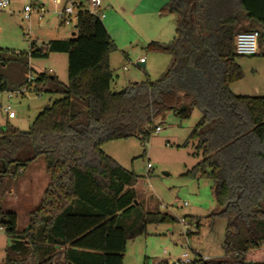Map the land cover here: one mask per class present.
Returning <instances> with one entry per match:
<instances>
[{"label":"trees","instance_id":"16d2710c","mask_svg":"<svg viewBox=\"0 0 264 264\" xmlns=\"http://www.w3.org/2000/svg\"><path fill=\"white\" fill-rule=\"evenodd\" d=\"M160 12L176 17L174 36L150 41L145 50L169 54L168 67L155 80L117 91L109 65L116 45L101 19L85 9L72 38L30 41L28 51L12 55L0 49V92L27 83L29 59L67 55L65 83L46 73L34 74L32 82H50L46 92L59 98L27 131L8 122L0 131V182L11 168L23 173L39 156L48 176L25 229L18 231L16 214L0 206V225L10 240L2 264H123L128 241L148 225L177 223L137 202V176L102 145L129 137L143 143L157 119L186 117L193 108L200 118L183 146L191 143L200 160L186 175L211 181L217 209L207 218L225 221L223 256L175 264H264V96L230 88L243 77L236 34L256 30L264 42V0H167ZM8 63L20 68L17 80L2 72Z\"/></svg>","mask_w":264,"mask_h":264},{"label":"rangeland","instance_id":"374dc122","mask_svg":"<svg viewBox=\"0 0 264 264\" xmlns=\"http://www.w3.org/2000/svg\"><path fill=\"white\" fill-rule=\"evenodd\" d=\"M66 1L81 3L89 9L87 0H9L0 14V49L8 55L26 52L29 42L47 43L53 39H69L74 36V24H60L57 11ZM167 2V0L162 1ZM164 3V4H165ZM30 5L29 18H24V6ZM159 0H102L101 18L116 50L109 55L113 80L111 89L117 91L132 82L157 79L168 67L170 55L149 52L145 46L150 41L166 43L174 36L176 17L173 14H157ZM264 42L257 46V54L239 56L243 77L231 87L236 93L264 96ZM145 62L144 68L138 63ZM33 74L51 69L50 75L58 82L67 80V55L50 53L47 57L29 59ZM5 75L17 80L20 68L7 64L2 69ZM46 85L33 83L23 94L0 92V105L9 104L15 113L6 119L0 111V127L9 125L26 131L34 118L59 95L46 92ZM200 118V111L193 108L186 117L167 113L156 120L160 130L152 132L145 142L136 137L106 142L102 150L115 159L123 168L132 171L137 180L133 185L137 202L149 211L158 209L178 219L174 224H151L146 232L128 241L123 255V264H175L186 252L190 259L200 254L203 258L223 256L225 221L222 218H207L217 209L211 181L207 178H192L186 175L199 160L189 143L183 146L192 127ZM149 165V166H148ZM12 168L0 182V206L2 212L16 214V229H25L29 212L39 205L48 176L42 156L29 163L23 173L13 174ZM183 219V223L180 222ZM197 219L200 220L196 228ZM189 232H193L188 234ZM10 240L1 225L0 264L4 249Z\"/></svg>","mask_w":264,"mask_h":264},{"label":"built area","instance_id":"2783aa9c","mask_svg":"<svg viewBox=\"0 0 264 264\" xmlns=\"http://www.w3.org/2000/svg\"><path fill=\"white\" fill-rule=\"evenodd\" d=\"M58 3V0H55ZM89 4V9L87 10L90 14L102 18L104 16L101 10L102 0H87ZM9 0H0V14L4 11V9L8 6ZM80 9H84L81 7L80 3L68 2L63 7L57 11V15L60 20V24L64 26L73 25L77 19V15ZM32 8L30 5L24 6L23 16L24 18H29ZM257 46H258V32L256 30L252 31H241L238 32L235 36L234 48L235 53L240 56H252L257 54ZM143 62V58L140 59V62ZM46 74H50L51 70L47 69L44 71ZM34 74L28 72L25 74L27 79V83L23 85L21 88L8 92L6 98L10 99L13 96V93L23 94L30 89L32 82L34 80ZM0 111L5 115L6 119H12L15 117L14 111L11 109L9 104L0 105ZM2 127H0L1 131ZM160 130V127L157 125L154 128V132L157 133ZM149 166V165H148ZM180 222L183 223V219H180ZM0 235H1V225H0ZM182 258L180 259V263H189L192 259L189 258L186 252L182 253Z\"/></svg>","mask_w":264,"mask_h":264},{"label":"crops","instance_id":"0c3cea01","mask_svg":"<svg viewBox=\"0 0 264 264\" xmlns=\"http://www.w3.org/2000/svg\"><path fill=\"white\" fill-rule=\"evenodd\" d=\"M137 1H139V0H137ZM162 1H164V0H159V5H164V3L165 2H163V4H161L162 3ZM68 2H71V1H66V3H68ZM58 3H61V0H58ZM65 3V4H66ZM74 3V2H73ZM64 4V5H65ZM155 12L157 13V14H161V12H160V10H159V8H157L156 10H155ZM73 28H74V26H73ZM106 28V27H105ZM107 30V29H106ZM108 32V31H107ZM109 34V33H108ZM52 40V39H51ZM54 40V39H53ZM50 41V40H49ZM42 42H39L38 44H41ZM262 58H264V56L262 57ZM141 59V58H140ZM264 60V59H263ZM143 63H144V65H145V62L143 61ZM51 70V69H50ZM45 71V70H44ZM43 71V72H44ZM52 72V71H51ZM233 84V83H232ZM231 84V85H232ZM231 85H230V88H231V90L234 92V90L232 89V87H231ZM235 94H239V95H243V94H240V93H236V92H234ZM259 96H262V95H259ZM196 257H202L200 254H196ZM203 258V257H202ZM207 258V257H206Z\"/></svg>","mask_w":264,"mask_h":264},{"label":"water","instance_id":"95a60500","mask_svg":"<svg viewBox=\"0 0 264 264\" xmlns=\"http://www.w3.org/2000/svg\"><path fill=\"white\" fill-rule=\"evenodd\" d=\"M74 28H76V25H74ZM142 68H144V63L141 61L138 63ZM27 131V130H26ZM136 203V201H135ZM67 264H72L71 262H68Z\"/></svg>","mask_w":264,"mask_h":264}]
</instances>
